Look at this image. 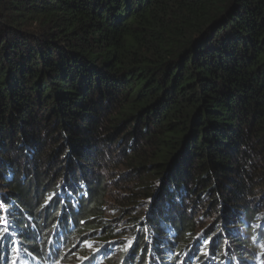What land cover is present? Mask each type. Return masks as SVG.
Wrapping results in <instances>:
<instances>
[{"label": "trees", "instance_id": "obj_1", "mask_svg": "<svg viewBox=\"0 0 264 264\" xmlns=\"http://www.w3.org/2000/svg\"><path fill=\"white\" fill-rule=\"evenodd\" d=\"M1 210L0 264H264V0H0Z\"/></svg>", "mask_w": 264, "mask_h": 264}, {"label": "rangeland", "instance_id": "obj_2", "mask_svg": "<svg viewBox=\"0 0 264 264\" xmlns=\"http://www.w3.org/2000/svg\"><path fill=\"white\" fill-rule=\"evenodd\" d=\"M46 124H47V122H46ZM49 124V123H48ZM45 136H46V133H45ZM70 155V154H69ZM70 159H73V157L72 156H69L68 158H67V163L69 162V160ZM77 159V157H74V159L72 160V161H75ZM95 165V170H96V172L99 174V173H103L104 172V162L103 161H101V162H96V164H94ZM126 171V169H124L123 171H122V173H124ZM93 172V174H94V172L95 171H92ZM118 182H120V180L119 181H117V183ZM105 186H106V188L108 187V189H109V199H111V198H114V196L116 195V193H117V191L116 190H114V189H112V186H111V184L109 183V181H105ZM113 185V184H112ZM123 197L122 196H120V198L118 199V200H120V199H122ZM145 201H146V199H143L142 200V203L144 204L145 203ZM146 209L148 208V205L147 206H144ZM116 209V206H110L109 207V212H110V216L108 217V219H109V221H113V218L112 217H114V218H120V216H117L118 215V212H115L114 210ZM0 213H3V211L1 210L0 211ZM146 216V214L145 215H143V214H141V215H139V218L140 219H142L143 217H145ZM206 224H209L210 225V222H207L205 219H203V220H201V222H200V225L201 226H205ZM118 227H123L122 226V223L120 222V225L118 226ZM124 228V227H123ZM9 231H12V230H10V229H8ZM125 231H126V233H127V236H125L123 233H119L118 234V237H119V240H121V243L120 244H123V242H125V239H127V237L129 238V236H128V234H132V231H133V229H125ZM9 237L10 238H13V233L11 232L10 234H9ZM133 238V237H132ZM135 238V237H134ZM16 242V241H15ZM26 253H27V251H26ZM14 258L13 259H11V261L10 262H8V263H11V264H29L28 263V258L26 257V256H22L21 254H20V252L19 251H17V252H15V254H13L12 255ZM7 264V263H6Z\"/></svg>", "mask_w": 264, "mask_h": 264}, {"label": "snow or ice", "instance_id": "obj_3", "mask_svg": "<svg viewBox=\"0 0 264 264\" xmlns=\"http://www.w3.org/2000/svg\"><path fill=\"white\" fill-rule=\"evenodd\" d=\"M0 221H2L5 224V227L3 228V232L7 233L8 229L6 227L7 221L3 219V217H0Z\"/></svg>", "mask_w": 264, "mask_h": 264}, {"label": "bare ground", "instance_id": "obj_4", "mask_svg": "<svg viewBox=\"0 0 264 264\" xmlns=\"http://www.w3.org/2000/svg\"><path fill=\"white\" fill-rule=\"evenodd\" d=\"M82 189H83V188H82ZM60 194H61V193H60ZM77 253H78V252H77ZM167 253H168V252H167ZM69 259H70V258H69ZM47 260H48V259H47ZM181 262H182V261H181ZM67 263H69V262L67 261ZM67 263H66V264H67Z\"/></svg>", "mask_w": 264, "mask_h": 264}]
</instances>
